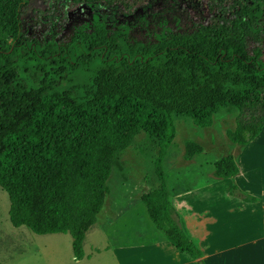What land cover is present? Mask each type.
Listing matches in <instances>:
<instances>
[{
  "label": "trees",
  "instance_id": "trees-1",
  "mask_svg": "<svg viewBox=\"0 0 264 264\" xmlns=\"http://www.w3.org/2000/svg\"><path fill=\"white\" fill-rule=\"evenodd\" d=\"M172 1L174 15L167 20L157 12L153 40L141 42L123 23L103 19L115 10L137 14V24L146 25L155 0H53L40 39L25 38L31 24L22 29L29 0H0V188L8 195L9 222L36 235H69L75 261L84 256L83 241L103 208L113 167L144 134L156 149L160 183L139 199L175 250L205 264L172 204L182 191L168 189L163 169L174 120L208 128L220 112L235 113L225 136L240 148L264 130V0H208L220 13L207 24ZM82 8L95 11L93 20L66 35ZM91 66L86 83L66 84ZM202 152L186 142L183 158ZM239 173L231 155L213 164V180L233 182L231 196L257 203L235 183Z\"/></svg>",
  "mask_w": 264,
  "mask_h": 264
},
{
  "label": "rangeland",
  "instance_id": "rangeland-1",
  "mask_svg": "<svg viewBox=\"0 0 264 264\" xmlns=\"http://www.w3.org/2000/svg\"><path fill=\"white\" fill-rule=\"evenodd\" d=\"M181 2L183 6H189V18L194 17L196 4L203 15H210H204V21L209 22L211 14L220 13L208 0H191L185 4ZM48 7L49 0H29L25 17L26 22L29 20L31 24V33L25 36L26 39H40L45 35L47 24L42 19ZM64 17L62 15L59 18L62 25ZM252 47L254 44H249V49ZM93 68L87 67V71L71 76L66 84L72 87L86 83ZM234 119L235 113L222 111L208 128H198L187 118L174 120L175 136L163 161L167 186L171 192L181 191L191 185L221 182L213 180V164L229 155L237 159L247 147L240 148L230 143L225 136L227 130L234 128ZM257 139L261 143L259 147L263 149L264 132L253 141ZM186 142L199 144L203 152L189 161L185 160L183 156ZM155 156L156 149L144 134L137 136L133 146L119 156L107 181L109 193L96 224L85 236L84 258L79 261H75L73 256L69 235H36L25 227H13L8 218V195L0 188V264H115L112 249H121V259L124 262L125 258L130 264L145 262L144 247L153 243L154 239L161 238L169 245L150 221L146 207L139 199L141 194L160 183L154 172ZM228 195L237 198L231 196L229 190ZM108 248L110 250L105 251Z\"/></svg>",
  "mask_w": 264,
  "mask_h": 264
},
{
  "label": "crops",
  "instance_id": "crops-1",
  "mask_svg": "<svg viewBox=\"0 0 264 264\" xmlns=\"http://www.w3.org/2000/svg\"><path fill=\"white\" fill-rule=\"evenodd\" d=\"M260 144L258 139L251 141L237 157L240 173L235 179L257 203L230 197V179L191 185L172 198L182 230L201 250L205 264H264V148ZM159 240L144 247L145 262L136 264H195ZM112 252L115 264H130L121 259V249Z\"/></svg>",
  "mask_w": 264,
  "mask_h": 264
},
{
  "label": "flooded vegetation",
  "instance_id": "flooded-vegetation-1",
  "mask_svg": "<svg viewBox=\"0 0 264 264\" xmlns=\"http://www.w3.org/2000/svg\"><path fill=\"white\" fill-rule=\"evenodd\" d=\"M180 1H183V4H185L187 0H180ZM52 2H53V0H49V7L44 12V16L45 17H46V15H48V12L51 11V6L50 5L52 4ZM155 4H158V8L157 9H154V5ZM175 7L176 6H175V4L173 3L172 0H155V3L152 5L153 10H150V13L145 16V19H147L146 25L137 24V22H138L137 19L139 17L137 14L127 15L126 16V15H122L120 13H117V11H115V10H110L108 13H105L106 17L103 20H105L106 23H109L110 21L113 20L114 22H116L117 25H121L123 23L124 25L127 26L130 36L134 35L136 33L137 36H133V37H136L135 40L141 41V42H146L148 40H153L152 34L149 31L152 30L153 27H154L155 14L157 12H159V11H163L162 16L165 19L169 20L170 16L174 15V13H175V11H174ZM181 7L183 8V7H186V6H183L182 2H181ZM181 7H180V9L182 10ZM195 7L197 8V12H195V14H197L196 20H200L201 23L207 24V21H204L203 16L205 15V17H208L210 15H206L205 13L203 15V12L201 11V9L199 10L200 7H198V4H196ZM82 11H86L89 15L88 16L81 15L80 12H82ZM204 11L206 12V7H205ZM94 12L95 11L92 12V11H89V10L84 9V8L79 9V11L77 13H74L71 16L69 25H67L65 27V34L67 35V33L69 31L71 32L74 29L79 28L80 26H82L81 22H83L85 19L93 20ZM65 14H66V12H65ZM183 14H184V11H183ZM58 15H59V17H61L62 16V12H59ZM139 15L141 16V14H139ZM211 15H212V17H216L214 14H211ZM45 17L42 19V21L44 23H47V21H49L50 18H45ZM59 22H60V20H59ZM29 25L30 24H29V20H28L26 22V25L23 26L22 29L26 30V26H29ZM167 25H169V23ZM59 27L60 26L57 25L56 28L54 29V31L58 32V28ZM47 28H49V26H47ZM29 33H31V32L29 31L28 35H29ZM60 44L62 45V43H60Z\"/></svg>",
  "mask_w": 264,
  "mask_h": 264
}]
</instances>
